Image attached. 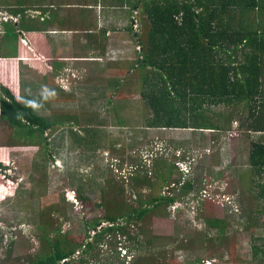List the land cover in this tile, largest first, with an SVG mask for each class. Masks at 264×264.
Returning <instances> with one entry per match:
<instances>
[{"label": "rangeland", "instance_id": "obj_1", "mask_svg": "<svg viewBox=\"0 0 264 264\" xmlns=\"http://www.w3.org/2000/svg\"><path fill=\"white\" fill-rule=\"evenodd\" d=\"M136 9L138 23L133 27L140 32V10ZM80 66L85 69L72 84L62 80L72 73L56 76L50 69L44 74L21 68V95L39 116L51 119L55 114H69L73 119L45 130L42 139L39 133L30 137L0 120V161L7 163L0 167V264H31L50 253L49 238L52 243L67 237L86 238L93 247L80 248L66 264H138L148 258L164 264H255L252 250L259 244L256 239L264 236V216L250 230L245 229V217L256 207L252 196L260 190L250 192L238 174L249 168L251 142L264 141V136L150 128L146 119L152 113L140 95L139 80H123L125 85L115 92L104 80L112 79L110 69L116 66L99 62L92 69L86 61ZM54 79L52 87L43 86ZM246 115L245 110L240 116ZM238 125L234 121L232 131ZM234 137L238 145L232 152ZM168 166L175 169L164 183ZM140 171L148 172L152 187L134 188L133 177ZM191 180L196 188L185 192L182 185ZM120 189L122 195L117 192ZM80 194L88 196V203L79 199ZM116 194L118 200L136 208L142 201L152 207V198L158 196L176 201L154 209L143 221L119 219V225L140 243L127 240L118 230L98 240L95 234L112 224L102 221L94 227L106 214L96 206L117 198ZM207 199L214 204L216 216L229 223L227 235L215 244L206 238L205 217L211 216L203 205ZM258 203L264 206L262 200Z\"/></svg>", "mask_w": 264, "mask_h": 264}, {"label": "trees", "instance_id": "obj_2", "mask_svg": "<svg viewBox=\"0 0 264 264\" xmlns=\"http://www.w3.org/2000/svg\"><path fill=\"white\" fill-rule=\"evenodd\" d=\"M132 5L140 10L141 31L137 41L141 50L136 63L124 71V77L129 82L140 81V95L152 113L146 119L148 127L228 131L235 135L244 131L248 137L252 134L264 136V0H132ZM12 37L16 49L19 34ZM3 82L4 79L0 83V120L18 131L30 137L39 133L38 138L42 139L45 130L73 119L69 114H55L51 119L39 116L37 108L22 93L17 95ZM123 83L118 82L121 86L115 92L123 88ZM219 107L226 110H212ZM245 110L247 115L243 119L240 115ZM208 112H212V116ZM234 121L239 124L237 131L231 129ZM232 140L231 151L235 152L238 138ZM6 165L5 161H0V167ZM248 165L246 171L238 174L241 183L252 193L260 191L252 196L256 207L252 206L247 217L243 216L246 230L259 226L264 216V206L258 203L259 200L264 202V141L251 142ZM174 169L168 166L166 177L159 174L164 183L170 180ZM133 182L134 188L154 185L148 172H138ZM195 188L192 180L182 185L185 192ZM117 192L122 195L124 190ZM119 195L104 199L96 206L105 209L106 214L97 224L94 221V227H99L102 221L112 224L106 228L102 226L103 229L95 234L98 240L118 230L127 240L135 241L132 233L119 225V219L124 218L129 223L143 221L154 209L176 201L175 197L158 196L152 198V207H145L142 201L136 208L118 200ZM79 199L85 204L89 201L84 194H80ZM203 205L211 212V216L205 217L207 243L223 241L228 221L216 216L210 200ZM85 239L58 238L52 245L49 238L50 253L31 264L69 263L72 260L68 262V259L80 248L93 247ZM256 240L259 244L253 246V259L255 264H264V236ZM138 264L164 263L148 258L147 262Z\"/></svg>", "mask_w": 264, "mask_h": 264}, {"label": "crops", "instance_id": "obj_3", "mask_svg": "<svg viewBox=\"0 0 264 264\" xmlns=\"http://www.w3.org/2000/svg\"><path fill=\"white\" fill-rule=\"evenodd\" d=\"M132 8V0H0V83L4 79L19 95L24 68L44 74L50 69L56 76L72 73L62 79L72 84L86 61L92 69L99 62L116 66L110 69L112 79L104 81L106 87L120 88L124 71L140 52L133 27L137 9ZM13 34H19L16 49ZM55 79L43 86L52 87Z\"/></svg>", "mask_w": 264, "mask_h": 264}, {"label": "bare ground", "instance_id": "obj_4", "mask_svg": "<svg viewBox=\"0 0 264 264\" xmlns=\"http://www.w3.org/2000/svg\"><path fill=\"white\" fill-rule=\"evenodd\" d=\"M73 201V200H72Z\"/></svg>", "mask_w": 264, "mask_h": 264}]
</instances>
